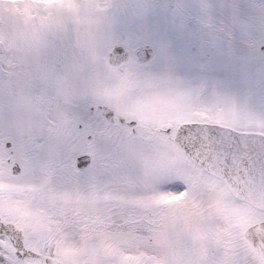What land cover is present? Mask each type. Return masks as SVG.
Segmentation results:
<instances>
[{"label": "rangeland", "instance_id": "obj_1", "mask_svg": "<svg viewBox=\"0 0 264 264\" xmlns=\"http://www.w3.org/2000/svg\"><path fill=\"white\" fill-rule=\"evenodd\" d=\"M211 1L212 10L195 13L184 6L191 0H0V128L10 123L12 135L32 152L43 211L56 207L54 215H63L73 208L75 220L90 226L103 218L84 215L97 208L104 216L112 202L153 223L147 234L106 225L78 237L81 249L60 252V264L244 259L227 251L228 239L248 250L243 231L264 214L199 170L173 139L183 120L245 130L264 125V1ZM114 44L130 50L118 66L107 60ZM144 45L154 53L139 63L136 50ZM103 104L115 109L121 135L105 130ZM119 116L136 119L138 133ZM166 127L173 131H162ZM66 151L92 154L86 172L102 160L100 178L93 176L97 187L84 190L70 175L77 169L60 156ZM57 180H64L61 187ZM54 226L68 233L61 220Z\"/></svg>", "mask_w": 264, "mask_h": 264}, {"label": "flooded vegetation", "instance_id": "obj_2", "mask_svg": "<svg viewBox=\"0 0 264 264\" xmlns=\"http://www.w3.org/2000/svg\"><path fill=\"white\" fill-rule=\"evenodd\" d=\"M7 126L0 128V264H60V252L75 246L54 226V215L43 211L31 187L32 154ZM252 251L264 264V253Z\"/></svg>", "mask_w": 264, "mask_h": 264}, {"label": "water", "instance_id": "obj_3", "mask_svg": "<svg viewBox=\"0 0 264 264\" xmlns=\"http://www.w3.org/2000/svg\"><path fill=\"white\" fill-rule=\"evenodd\" d=\"M152 48L138 50L140 60L152 55ZM129 52L121 44L108 53L112 64L125 60ZM104 115L114 120V111L103 107ZM122 121H126L122 118ZM134 125L135 121H129ZM175 140L196 162L209 172L222 177L233 193L253 205L264 208V153L258 152L264 137L258 133H242L230 128L207 123H182ZM91 161L89 154L77 157V163L85 166ZM246 236L259 250H264V222L249 226Z\"/></svg>", "mask_w": 264, "mask_h": 264}, {"label": "trees", "instance_id": "obj_4", "mask_svg": "<svg viewBox=\"0 0 264 264\" xmlns=\"http://www.w3.org/2000/svg\"><path fill=\"white\" fill-rule=\"evenodd\" d=\"M207 2H209V0H193L192 4H189L190 7L192 8H196L199 11H203V10H208L207 8ZM197 12V11H194ZM107 129L109 131H113V127L112 124H108ZM124 216L123 213L119 214V217L122 218ZM148 225V223L142 222V223H138L137 225V230L139 231H144L145 230V226Z\"/></svg>", "mask_w": 264, "mask_h": 264}]
</instances>
